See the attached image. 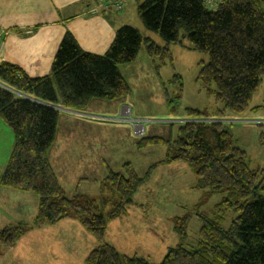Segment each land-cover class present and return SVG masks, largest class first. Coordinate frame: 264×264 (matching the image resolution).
Listing matches in <instances>:
<instances>
[{
  "label": "trees",
  "instance_id": "trees-1",
  "mask_svg": "<svg viewBox=\"0 0 264 264\" xmlns=\"http://www.w3.org/2000/svg\"><path fill=\"white\" fill-rule=\"evenodd\" d=\"M137 12L144 28L159 37L162 45L143 38L131 27H122L107 53L95 56L82 51L67 34L50 76L31 79L17 67L2 64L0 81L37 102L83 111L93 100L114 102L129 95L130 87L118 67L132 64L141 49L159 71L172 61L171 47L179 45L208 56V63H200L197 82L205 95L214 98L217 107L212 116L264 112V104L250 110L252 97L264 78V0H219L215 8L207 6L205 0H144ZM169 84L176 96L183 94L177 75ZM173 98L166 92L167 104L176 113ZM185 113L189 118L207 116L191 109ZM0 119L13 134L0 185L30 193L38 200L31 224L20 223L0 231V252L13 248L33 229L76 220L99 243L85 264H151L138 256L120 255L105 243V234L108 222L127 214L133 196L155 165L143 176L129 163L120 172L108 169L101 183V201L80 194L68 198L49 159L58 113L0 92ZM136 145L139 149L165 148L162 163H186L196 178L195 190L223 196L219 208L236 215L226 230L220 217L202 218L196 245L170 248L160 264H264V197L247 203L251 195L264 190V174L259 177L248 168L246 153L234 145L227 128L191 123L179 127L175 139L146 137ZM102 207L109 208L105 216ZM187 219H177L174 225L181 241L186 238Z\"/></svg>",
  "mask_w": 264,
  "mask_h": 264
},
{
  "label": "rangeland",
  "instance_id": "rangeland-1",
  "mask_svg": "<svg viewBox=\"0 0 264 264\" xmlns=\"http://www.w3.org/2000/svg\"><path fill=\"white\" fill-rule=\"evenodd\" d=\"M156 39H159L161 42L159 37L156 36ZM171 53L172 61L167 62L162 68L161 80L166 86L165 89H167L169 96L171 98L175 96V98H173V103L176 114H182L187 108H196L207 116L200 118H189L185 116L186 118L182 119L164 118V113H167L166 110L168 107V104L166 106V99L164 100L165 96H163L164 87L162 88V86L158 85L159 83L156 81V76L154 74H150L145 70L144 72L147 74L142 84L130 82V88L132 90L131 109H123L122 115L120 116L98 115L89 112H87L86 115V112H82L83 114H81V112L77 113V110L67 114L64 113L66 112L64 111L65 107L63 108L60 105L44 103L45 107H53V110L58 113L60 118L56 133V141L49 154V158L54 172L56 171L55 173L59 177V179L58 177L57 179L63 187L66 196L70 197L72 193L75 192L76 185L74 183V176L78 177L77 175L79 174L81 177V175L84 174V172L80 170L78 159L83 156L95 158L96 148L98 152L102 151L104 153V159H109L108 165L112 171L120 172V167L123 164L130 163L139 176H142L148 167L165 158L166 150L163 147H150L139 151H135L131 146L127 147L129 142L125 137L127 131H123L125 134L120 137L117 130L113 127H127L137 144L139 140L145 139L149 137V135H154L153 137L159 136L164 139H175L177 128L183 126V122L196 121V123L218 124L227 128L233 138L234 145L246 153L248 168L259 174V177L264 174V139H262V133L264 132V112L253 110L240 117L234 115H226L224 117L212 116L215 112L214 109L217 107L214 98L205 95L201 90L200 83L197 82L200 63H208V56L203 53L189 52L179 45L171 47ZM139 70L140 72L143 71L140 68ZM129 75L131 74L129 73ZM129 75L126 77H130ZM176 75L180 78L181 87L183 89V94H178V96H176L173 85L166 83ZM127 79H131L132 81L135 80V78ZM3 86L6 87L7 85L3 83ZM4 89H2L3 92L15 98L37 103V100L32 96L23 95L12 90L10 87L8 89H11L15 93H10ZM39 104L41 103L39 102ZM263 104L264 78L261 81L258 91L252 97L250 110L259 108L263 106ZM90 114L93 116H88ZM74 116H76L78 120H76ZM82 117L84 119H82ZM65 120H70L71 125ZM79 120L83 122L80 123L78 122ZM173 122L177 124V126L172 125ZM168 130H171L170 137L167 136ZM100 131L107 134L104 135V137L101 136V139L104 140L103 142H96L97 134H99ZM8 133L9 136L6 137V141H0V172H2L6 166L13 147V134L7 127V134ZM104 138H109L107 143ZM110 138H112L113 141H111ZM119 140L122 141L119 142ZM5 151L6 153H4ZM65 161H67L66 163H68V161L70 162V167L59 173L58 167ZM161 168L162 167H159L155 171L152 170L150 178L148 181L146 180V184H143L144 187L141 188L142 185L140 187L141 189L139 188L133 196L132 200L135 205L132 207L134 225L140 223L146 234L148 228H151L152 232L159 235L160 238L167 243L169 248H174L179 244H182L186 248L196 245L199 230L203 225L204 219L202 218L213 219L220 217L221 227L225 230L228 229L231 221L236 215L232 212H225L219 208L223 196L213 194L207 190L198 191L194 189L189 191L187 189V183H189L187 180L182 182L179 178L175 179L176 176L180 175V172L174 175V172L177 171L176 169H173L174 171L171 172ZM60 174L63 176L66 175V177L64 178L62 176L61 178L59 176ZM89 175L93 176V178L95 177V173L90 174V172L83 177L91 181L94 180L93 178L87 177ZM77 180L78 179H75V181ZM180 183H183V185L180 186ZM96 186L95 183L89 182L87 185H80L79 190H93ZM16 192L20 194L18 191ZM205 192H209V194H204ZM26 196L30 199H25L23 203L25 204L24 210L26 212H31L33 205H35L38 200L30 193H27ZM258 197H264V190L251 195L247 199V203L255 202ZM96 199L101 201L102 197L98 196ZM144 208L145 211L143 212L141 209ZM108 211L109 208L102 207L103 216H105ZM186 217L188 218L186 238L185 241H181L179 240L180 237L174 232V225L177 219H184ZM138 219H140V222ZM29 221V219H26L24 222L30 224ZM44 229L47 228L33 229L25 236L27 238L31 236V238L27 246H25V249H23L22 253L19 255V261L16 259V252L13 254L12 262L8 260L7 256H9L8 254L12 248L2 250L0 252V264H45L49 255V253L47 254L46 252L47 247L52 251L54 245L57 246L58 244V238H55L54 233L51 238L49 235H45L43 233L45 231ZM33 237H36L38 242L37 245L35 241H32ZM149 237L153 243L154 237L151 233ZM67 241L72 245V252H70V255H63V252L60 250L52 251V253L58 257V264H62V261L65 262L66 259L72 261L73 263L71 264H85V262L82 261V257L86 251L89 250V244L83 242L82 238H69V236L67 237L66 242ZM59 242L65 243L62 240ZM148 242L149 240L146 241V250L143 246L135 248L137 256L148 258L151 254V258L148 262L151 264H160L164 258L163 250H158L156 252L157 255L155 257L152 256L156 248L152 247L153 249L150 250L149 248H151V246L148 245ZM118 247L121 249L123 248L122 246Z\"/></svg>",
  "mask_w": 264,
  "mask_h": 264
},
{
  "label": "crops",
  "instance_id": "crops-1",
  "mask_svg": "<svg viewBox=\"0 0 264 264\" xmlns=\"http://www.w3.org/2000/svg\"><path fill=\"white\" fill-rule=\"evenodd\" d=\"M123 1L125 4L123 12L115 13L112 11H103L100 0H0V65L7 64L15 66L24 75L31 79L47 77L51 75V69L55 56L64 37L67 34L73 37V39L82 51L95 56H104L110 48L117 30L122 27H131L137 30L143 38H147L153 41L156 45H162V42H160L159 39H156L155 35L149 33L144 28L138 16V5L144 0ZM139 68L143 71L140 72ZM118 70L121 76L128 83L129 87L131 85L130 82L134 84H142L143 81H145V75L147 73L144 72V70L150 74H154L156 76V81H158L159 83L158 85L162 86V88L164 87L163 96H165L164 100L166 99L167 89H165L166 86L161 80L162 69L156 71L155 65L153 64L152 60L148 57L144 49L140 50L136 60L132 64L119 66ZM129 73L131 75H129ZM127 75H129L130 77H126ZM127 78H135V80L132 81L131 79ZM169 81H167L166 83H169ZM131 91L132 90L130 88L129 95L119 101L106 102L101 100H93L88 105L86 110L77 111V113L81 112V114H83L82 112H86L87 115V112H89L98 115L120 116L122 115L123 109H131ZM187 109L197 110L201 112L199 109L196 108ZM185 110L182 114H176L172 113L171 109L168 106L166 110L167 113H164V118H186ZM64 111H66L64 113L70 114V112H74L75 110L64 108ZM214 111H216V108L214 109ZM88 116L93 115L90 114ZM74 118L78 120L76 116H74ZM59 119L58 124L60 123ZM82 119L84 118L82 117ZM65 121L69 124L71 122L70 120ZM78 122L81 123L83 121L79 120ZM172 125L177 126V124H175L174 122L172 123ZM113 128L117 130V133L120 137L125 134L123 133V131H127L125 135V137L129 140L127 147L131 146L135 151L142 150L137 148L136 142L134 141L132 134L130 133L127 127ZM100 133L97 134L95 140L96 142H103L104 140L101 139V136L104 137V135L107 134L103 131H100ZM170 134L171 130H168L167 136L170 137ZM8 136L9 133L7 134V126L0 119V141H6V137ZM153 136L154 135H149V137ZM104 139L107 143L109 138ZM110 140L113 141L112 138H110ZM120 141L122 140H119V142ZM95 150V158H87L88 156H83L78 159L80 170L84 172L81 177H83L88 172H90V174L95 173L94 178L91 175L87 176L89 178H93L94 180L91 181L84 177L81 178L79 174L77 175L79 178L74 176V183L76 185V189L70 197L67 196L68 198H71L76 194L92 198H97L98 196H101V183L107 175V170L112 169L108 165L109 159L103 158L104 153L102 151L98 152L97 148ZM4 153H6V151ZM164 159L162 161L157 162L156 164L151 165L150 167L155 165L152 170L155 171L159 167H162L166 171L173 172L176 169L177 171L174 172V175L177 172H180V175L176 176L175 179L179 178L182 182L187 180L189 182L187 183V189L189 191L194 190L196 178L193 172L190 170L189 166L183 162L162 163ZM66 162L67 161L62 162L59 165V173L63 172L64 170H67L70 167V162ZM150 167H148V169ZM4 169L2 170V172H0V178ZM147 170L145 171V173L147 172ZM59 176L62 178L63 175L60 174ZM63 177L65 178L66 175ZM75 179L78 180L75 181ZM89 182L95 183L97 185L96 188H93V190L90 189L86 191L79 190L80 185H87ZM182 185L183 183H180V186ZM143 187L144 185L141 188ZM19 193L20 194H17L15 190L5 189L0 185V231L6 227L25 223L24 221L26 219H29V222L31 224L34 217L36 216L38 202L33 205L31 212H26L24 210L25 204L23 203L25 199L30 198L26 196L27 193ZM204 194H209V192H205ZM133 205L134 204L128 207L127 215L122 218L108 222L105 234V243L115 248V250L120 255L131 257L137 256L135 248L138 246H143V248L146 250V241L149 240L148 245L151 246V248L149 249L152 250V247L156 248L155 253L152 256L155 257L157 255L156 252L158 250H163V255L165 257L167 251L170 249L167 246V243L162 240L159 235L153 233L151 228H148V232L146 234L145 231H143L144 228L140 223L136 225L133 224ZM141 210L144 212L145 208ZM138 221L140 222V219H138ZM44 230L45 231L43 233L45 235H49L50 238L53 233L55 238H58V244L57 246L54 245L52 251L54 252L55 250H60L63 252V255L66 254V256L70 255V252H72L71 243L68 241L66 242L67 237H75L77 239L82 238L83 242L89 244V250H87L82 257V261L84 262L88 253L99 246V243H97V241L93 237L88 235L82 228L81 224L76 220H66L54 227H47V229ZM150 233L154 237L153 243L149 237ZM30 238L31 236H28V238H22L21 241H19L15 245V247L11 249L8 254L9 256H7L8 260H11L12 262L13 254L16 252V259L19 261V255L22 253L23 249H25V246H27V243L29 242ZM60 240L64 241L65 243L59 242ZM32 241H35L36 245L38 244L36 237H33ZM118 246H122L123 248L121 249ZM52 251L49 247H47L46 252L47 254L49 253V255L45 264H58V257L54 253H52ZM150 258L151 254L148 258L144 259L149 261ZM71 263L73 262L68 259H66L65 262L62 261V264Z\"/></svg>",
  "mask_w": 264,
  "mask_h": 264
},
{
  "label": "built area",
  "instance_id": "built-area-1",
  "mask_svg": "<svg viewBox=\"0 0 264 264\" xmlns=\"http://www.w3.org/2000/svg\"><path fill=\"white\" fill-rule=\"evenodd\" d=\"M101 1V7L103 8V11H112V12H122L124 9V1L123 0H100ZM219 0H205L207 6H209L210 8H215L217 3ZM100 8V9H102ZM8 87V86H6ZM5 86H3V83L0 81V92L2 91V89H4L5 91H8L10 93H15L14 91H12L11 89L9 90L8 88H6ZM3 92V91H2ZM180 123V122H179ZM191 123H196V121L194 122H183L182 124L186 125V124H191Z\"/></svg>",
  "mask_w": 264,
  "mask_h": 264
},
{
  "label": "water",
  "instance_id": "water-1",
  "mask_svg": "<svg viewBox=\"0 0 264 264\" xmlns=\"http://www.w3.org/2000/svg\"><path fill=\"white\" fill-rule=\"evenodd\" d=\"M37 103H39V102H37ZM41 104L44 105V103H41ZM44 106H45V105H44ZM49 108L52 109V110L54 109L53 107H49Z\"/></svg>",
  "mask_w": 264,
  "mask_h": 264
},
{
  "label": "bare ground",
  "instance_id": "bare-ground-1",
  "mask_svg": "<svg viewBox=\"0 0 264 264\" xmlns=\"http://www.w3.org/2000/svg\"><path fill=\"white\" fill-rule=\"evenodd\" d=\"M132 121H134V120H132Z\"/></svg>",
  "mask_w": 264,
  "mask_h": 264
}]
</instances>
